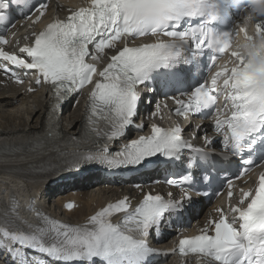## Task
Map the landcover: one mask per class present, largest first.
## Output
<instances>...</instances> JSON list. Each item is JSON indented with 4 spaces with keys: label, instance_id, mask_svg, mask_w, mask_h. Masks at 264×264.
<instances>
[{
    "label": "snow or ice",
    "instance_id": "6c2138e0",
    "mask_svg": "<svg viewBox=\"0 0 264 264\" xmlns=\"http://www.w3.org/2000/svg\"><path fill=\"white\" fill-rule=\"evenodd\" d=\"M90 2V7H81L64 20L49 23L45 30L35 35L31 46L20 48L24 55L0 48V61L6 62L2 65L3 71L17 83L22 81L8 65L35 70L36 85L47 84L51 89L53 102L46 119H51L52 113L61 109L63 103L85 85L93 84L98 70L95 64L86 60L90 45L102 53L105 49L115 48L122 38L156 36L161 32L169 37L179 36L180 40L189 35L195 39V30L177 33L167 29L169 26L180 27L185 18L201 15L204 0ZM21 5L39 13L35 22L48 8L46 0H39L36 5H32L31 0H0V23L7 22L9 8ZM206 35L201 33V38ZM8 43L0 36V45ZM216 43L220 51H227L230 47L227 40L218 39ZM171 47L173 45L163 42L136 47L125 45L110 57L107 66L98 72L101 79L95 81L91 91L89 114L82 134L71 137L69 143L61 142L51 147L56 158L47 162L50 174L79 172L93 166L107 172L139 168L165 150H168L165 158H172V150L180 148L175 143L179 137L158 127H153L151 137L130 139L127 145L112 148V144L127 135L128 129L135 125L140 101L137 86L147 80L153 67L169 59L165 50ZM97 58L91 56L92 60ZM233 75L234 86L243 89L235 99L244 101L239 105L244 122L233 127L248 132L256 127V113H264V78L255 80L247 70ZM212 101L211 93L202 86L194 91L187 107L200 111ZM48 136L53 137L51 130ZM261 141L264 142V137ZM250 196L246 208L237 206L233 209L234 219L230 221L221 215L219 220L210 221L212 235L208 234L206 227L195 237L181 238L176 251L181 256L196 254L206 257L207 264H264V176L260 178L255 196L248 192L244 199ZM66 207L71 210L74 205L69 203ZM173 207L164 203L161 196L147 194L134 211H129L126 197L97 211L83 226H71L41 216L43 226L35 227L31 233L4 230L3 236L10 238L11 246H0V251H7L13 264H29L30 260L39 264L38 258L28 257L24 249L48 256L59 264H97V261L100 264H142L154 254L147 238L154 234L161 218ZM119 213L125 214L122 223L113 224L111 217Z\"/></svg>",
    "mask_w": 264,
    "mask_h": 264
},
{
    "label": "bare ground",
    "instance_id": "6f19581e",
    "mask_svg": "<svg viewBox=\"0 0 264 264\" xmlns=\"http://www.w3.org/2000/svg\"><path fill=\"white\" fill-rule=\"evenodd\" d=\"M51 9H54V4L51 6ZM27 34L28 31H23V36ZM22 89H15L8 85L3 88L0 87V191L2 189H5L7 193L21 191L28 195L31 194L34 198H37L38 194L40 196H45L44 194L51 195V193L56 194V188H54V185L49 184V182L56 179V177H62L61 173L63 172L43 177H17L14 175L15 170L26 169L30 165L54 160L56 152L48 148H35L22 153L5 152L22 145L37 144L44 135L47 103L44 91L36 90L32 94L22 95ZM78 109L72 114L67 115L64 121L61 122L60 130L64 136L76 135L81 129V107ZM97 177V174H93L85 177L82 181L73 182L71 190L83 188L81 192L82 196L71 197V199H74L79 204V208L69 214L61 212L64 219L72 222H81L91 215L97 206H102L109 198H119L122 195V193L114 194L111 191L102 190L101 186H97L95 188L96 191L92 189L87 190L86 187ZM129 195L135 196L134 193ZM64 197V194L56 197L53 202L58 204H48L49 210L55 211L58 214L57 210ZM1 202H4V199L0 195ZM41 206L45 207L46 204L42 203ZM162 245L164 243L158 246ZM0 264L10 263L0 262Z\"/></svg>",
    "mask_w": 264,
    "mask_h": 264
},
{
    "label": "rangeland",
    "instance_id": "374dc122",
    "mask_svg": "<svg viewBox=\"0 0 264 264\" xmlns=\"http://www.w3.org/2000/svg\"><path fill=\"white\" fill-rule=\"evenodd\" d=\"M14 104H17V103H14ZM79 110V109H78ZM78 112V111H77ZM73 112H71V111H69V112H65V114L63 115V117H62V122L64 121V119L67 117V115H70V114H72ZM51 195H53L52 193H51ZM46 202V199H43V203H45Z\"/></svg>",
    "mask_w": 264,
    "mask_h": 264
},
{
    "label": "clouds",
    "instance_id": "9594fccd",
    "mask_svg": "<svg viewBox=\"0 0 264 264\" xmlns=\"http://www.w3.org/2000/svg\"><path fill=\"white\" fill-rule=\"evenodd\" d=\"M261 10L264 11V0H261Z\"/></svg>",
    "mask_w": 264,
    "mask_h": 264
}]
</instances>
